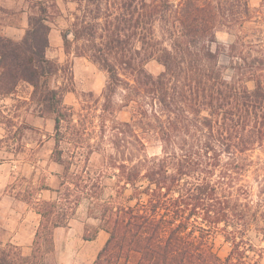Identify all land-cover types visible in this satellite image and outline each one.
Here are the masks:
<instances>
[{"label":"trees","instance_id":"trees-1","mask_svg":"<svg viewBox=\"0 0 264 264\" xmlns=\"http://www.w3.org/2000/svg\"><path fill=\"white\" fill-rule=\"evenodd\" d=\"M72 1L77 13L73 28L62 32L65 51L83 41L76 55L108 73L105 106L119 91L147 106L139 114L159 135L162 156L127 162L100 152L101 144L95 148L74 123L64 92L52 85L57 69L46 56L48 5H33L21 41L0 35V94H12L21 82L33 87L41 113L55 123L51 160L63 172L34 199L22 196L40 215L32 251L26 256L0 238V264H45L55 251V230L68 227L83 200L99 222L92 234L86 228L84 239L93 240L99 230L109 234L93 264H250L242 245L257 216L225 189L223 179L235 175L223 170L212 180L218 168L250 166L249 154L264 145V52L239 35L213 49L217 27L234 20L227 5H242L243 18L248 0ZM222 54L229 58V78ZM150 61L163 72L151 74ZM95 153L103 161L92 168ZM107 189L112 194L104 199ZM42 190L55 197L38 198ZM218 231L231 244L225 258L208 245L209 234Z\"/></svg>","mask_w":264,"mask_h":264},{"label":"rangeland","instance_id":"rangeland-1","mask_svg":"<svg viewBox=\"0 0 264 264\" xmlns=\"http://www.w3.org/2000/svg\"><path fill=\"white\" fill-rule=\"evenodd\" d=\"M28 1L31 7L38 5V0ZM76 6L72 0H51L48 5L49 24L58 38L52 40L53 45L46 52L47 58L57 69L53 87L64 92V103L74 113V123L79 124V129L87 131L95 148H99L101 144L100 152L107 151L127 162L145 157H161L162 143L159 135L139 114L145 105L142 108L136 102H129L124 98V92L119 91L110 107L105 106L108 73L87 57L76 55L78 47L84 44L83 41L73 43L70 53L65 51L64 43L59 41V34L73 28ZM229 7L234 13V20L229 26L217 27V44L213 45V49L228 47L239 35L243 42L251 43L254 50L264 52V0H248L249 13L243 18V15L238 14L242 5H227ZM221 21L225 23L223 19ZM219 60L220 65L225 68V76L229 78L232 75L226 69L229 58L222 54ZM146 68L153 75L163 72V67L156 61H150ZM249 86L252 87V84ZM123 123H129L130 126L126 127ZM54 134L55 123L51 116L41 113L34 101L33 88L30 85L21 82L12 94H0V200L3 192L5 193V185L6 192L15 193L21 198L26 195L34 199L39 188L50 187L56 183V176L62 174L63 168L51 160ZM134 134L141 141V145L135 141ZM249 156L252 160L250 166H243V170L232 166L218 168L212 180L219 181L223 170H227L228 175H235L234 178L227 176L223 179L225 189L233 191L242 203L249 205L251 213L257 216L248 228L246 243L242 245L246 262L264 264V145ZM102 161L101 155H92V168ZM226 162L227 157H224L223 164ZM75 169L73 166V170ZM105 182L110 186L113 183L110 180ZM129 193L128 191L127 194ZM111 194V189H107L104 199ZM54 197V194L48 192L47 199ZM0 207L4 209L2 205ZM91 207L90 201H82L69 222L70 231L62 230L59 233L55 242V254L45 264H57L60 260L70 264L93 262V257L83 261L89 247L82 237L84 228L89 227V233L92 234L94 227L99 224L97 220L89 217ZM220 227L224 225L221 224ZM74 240L79 243L75 244ZM207 241L222 258L229 254L231 244L226 241L222 231L209 234Z\"/></svg>","mask_w":264,"mask_h":264},{"label":"crops","instance_id":"crops-1","mask_svg":"<svg viewBox=\"0 0 264 264\" xmlns=\"http://www.w3.org/2000/svg\"><path fill=\"white\" fill-rule=\"evenodd\" d=\"M50 1L51 0H38L37 2H43L44 5H49ZM31 14L32 8L28 0H0V35H3L14 41H21L26 30L28 29L29 17ZM57 39L58 38L55 36L51 26V31L49 34V47L53 45L52 40ZM59 41L63 43L61 34H59ZM3 188L5 193L3 192L2 198L0 200V206L2 205L4 208L2 209L0 207V238L4 244L18 246L22 253L28 256L31 254L35 234L39 228L40 215H38L34 211L33 206L27 201L23 200V198L18 197L17 194L15 195V193L6 192V185ZM48 192L53 194L49 190H42L37 197L50 200L47 199ZM86 228L83 230L84 234ZM62 230L68 232L70 231V228H57L55 230L54 247L57 236ZM82 237L89 247L87 255H84L83 257V261H85L87 258L93 257V262L91 263L93 264L98 256V253L108 240L109 234L104 230H99L93 240H85L84 235ZM74 243L78 244L79 241L74 240ZM55 251L53 255L55 254ZM57 264L70 263H62V260H60V262Z\"/></svg>","mask_w":264,"mask_h":264}]
</instances>
